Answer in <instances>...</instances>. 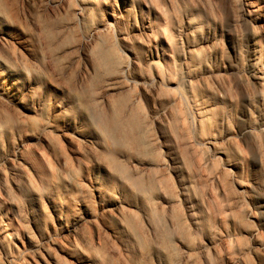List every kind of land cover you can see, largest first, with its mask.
Instances as JSON below:
<instances>
[{
  "label": "bare ground",
  "instance_id": "6f19581e",
  "mask_svg": "<svg viewBox=\"0 0 264 264\" xmlns=\"http://www.w3.org/2000/svg\"><path fill=\"white\" fill-rule=\"evenodd\" d=\"M225 1L232 48L222 44L224 17L209 0H0V143L9 147L0 164V214L9 230L0 225V264H173L171 246L180 251L175 264H198L182 237L201 227L205 208L183 180V157L166 130L171 119L190 157L202 159L200 174L209 169L203 175L222 187L230 176L246 205V179L253 177L264 207V0ZM238 16L249 27L245 70L229 72L231 57L236 67L241 60ZM174 64L182 71L178 82ZM114 67L117 76L90 99L91 84ZM162 97L166 106L142 124L141 100L151 108ZM170 178L179 182L174 201L167 198ZM79 186L95 210L75 202ZM222 205L214 206L225 223L230 212ZM244 216L256 220L250 209ZM41 217L48 235L30 244L27 259L9 252L8 235L29 243ZM248 235L253 246L241 262L253 251L264 255L258 231ZM229 242L212 236L201 251L229 253Z\"/></svg>",
  "mask_w": 264,
  "mask_h": 264
},
{
  "label": "rangeland",
  "instance_id": "374dc122",
  "mask_svg": "<svg viewBox=\"0 0 264 264\" xmlns=\"http://www.w3.org/2000/svg\"><path fill=\"white\" fill-rule=\"evenodd\" d=\"M158 1L160 4H162V2H163V0H158ZM209 3L214 5V7L216 8V11L220 12L221 15L224 17L222 24L224 26L223 30H224L226 39L224 37L222 38V44H224L225 47H226V44H228L229 48H232L236 34H235L233 27L231 25L232 14H231L229 8L227 7L226 1L225 0H209ZM188 7L191 9L192 5H190V6L188 5ZM238 23H239V33L241 36H243L241 43L239 44L240 45V58H241V60L239 62V65L236 67V64L233 62L234 59H233V57H231L232 60L229 63L230 64V71L229 72L234 71L236 68L239 71L245 70L244 53H245V49H246L245 45L247 44V42H246V39L244 38V36L246 33L249 32L248 31L249 27L246 24V22L242 18H240L239 16H238ZM129 29L130 28H126V30H129ZM175 36H176V33H173L172 37L175 38ZM112 40H113V37H112ZM113 42H114V40H113ZM122 57H123V59H127L126 54H123ZM58 65H59V67H61V69L58 68ZM61 65H62L61 63H57L56 64L57 67L55 66L56 67L55 70L57 71L58 74L62 73V70H63L62 66L63 65L62 66ZM107 71H109V72L107 73ZM107 71L102 72V74L99 78L100 80L98 79L97 82L91 84L92 85L91 89L88 92H90L89 98L92 99L93 101H97L96 99H98V94L100 93L101 87L110 78H113V76H115V75L117 76V73L115 72V71H117V67L111 68V70H107ZM173 71L175 73V78H176L177 82L180 81L182 78V71L179 68L178 64H174ZM147 74L150 78L152 77V73L150 71H148ZM226 78L228 79V81L231 85L235 84L234 75L228 73ZM67 81L64 82V85H66L65 88H67L68 90H72L71 88L73 87V81L72 80H71L72 82L70 80H67ZM69 82H70V84L68 85ZM238 88H239L238 92L240 93L241 96H243L242 89L240 87H238ZM131 94H133V92ZM130 95L127 96V100H126L127 102L131 100L132 95L131 96ZM162 98H160L159 101H156L154 103L156 105L151 104V108H148L145 104V101L141 100L138 111H139V116H141L140 120L142 121L141 122L142 124H149L152 117H153L154 111L156 112L157 110H160V109H162V107L166 106L167 99L165 97H162ZM143 116H144V119H143ZM173 122L174 121L172 119L169 120V123L166 125V130L168 131V133L170 135L174 134V135H171L172 138L174 137L172 139V145H173V150H174L173 152L177 155L180 162H182L181 159L183 160V162L181 163L182 167H183V171H184L183 180L191 186V193L190 194L192 196L191 198L193 199V201L195 200L196 202L201 204L203 208H205L201 227L198 230H194V231L191 230L190 232H187L188 234L185 232V234H187V235H184L182 237V242H184V245H186V247L192 252L195 259L196 260L198 259V261H199L198 264H228V263H231V264H243V263L259 264L260 262L264 263V255L261 256V254H259V253L255 254L254 251L249 253V255H247V257L243 260V262H241L238 259L239 258L238 256H240L242 251H245V250H247L253 246V241L249 238V235H248L251 231H253V229L257 230L259 233L257 242L258 243L259 242L264 243V207H263L262 199H261L262 191L256 186L254 178L253 177H247V179H246L247 186H248L249 192L251 194V201H252L251 204L246 205L242 199V195H239L240 193L235 192L236 190L232 186V183L230 181L231 180L230 176H227L225 178L226 184L224 182H222V185L224 186V187H222L218 182L215 183L214 181H209V179H207V176L205 177V175H203L204 173L207 174L209 169H207L208 170L207 173L201 172L202 174H200V171H202V170L199 171V169H201L200 168L202 165L201 163H203L202 159L198 158V159H200V161H199L198 159L195 160L194 158L190 157V153H188L189 147L185 143V141L182 138H180V136L177 135V133L175 132V127H174L175 125ZM168 125H169V127H168ZM152 133H154L155 135L150 134V136L151 137L155 136L154 138L156 139L157 138L156 133L155 132H152ZM175 141H176V143H175ZM243 141L247 145V147L249 148L250 145H249L248 139L244 138ZM183 147H186V148H183ZM111 149L114 151H117V152L128 153L134 157L135 156L139 157V158H146L147 157V156H143L142 154H136V151L132 147L128 148V147H116L115 146L114 148L112 147ZM155 149L157 151V148H155ZM183 150H185V151H183ZM8 151H9V147H8L7 143L4 141H1V143H0V164L4 160V156H5L4 152H8ZM201 151L203 153H205L206 150H205V148H201ZM248 151L250 153L251 163L255 164L256 163L255 153L253 152V150L251 148H249ZM62 152L66 156H68V154H69L68 151L66 150V148L65 149L62 148ZM183 153H185V154L187 153L186 156ZM158 157H159V155H158ZM158 157H156V158H158ZM181 157H183V158H181ZM156 158L154 157V159H156ZM188 158L191 160H189ZM184 161H186V162H184ZM51 166L54 169H56L58 167L57 163H55V161H51ZM195 166H197L199 169ZM197 169L199 172L197 171ZM170 180H171V182H170L171 186H170L169 191H167L168 195L167 194L166 195H167L168 199L170 198L171 200L173 199V201H174L176 198L175 196H177L176 191H177L179 182H178V180H175L174 178H170ZM74 182H75V184L77 183V181H74ZM76 191L77 192H74L75 202H78V204H81L82 206L83 205L90 206L95 210V206H94L85 186L77 187ZM209 191H211V193L213 195L212 198H214L213 200H215L216 204L212 199L210 200V198L208 197L207 193ZM157 196H158L157 191L152 192V194H150V193L146 194L145 203L149 202L150 198H156ZM217 204H218V206L221 204H224V205H222L223 208L225 206H229V208L226 209V210H228L226 212L227 213L230 212V213L226 214L228 217H226L227 219L224 220L225 223L219 221V216H218V212H217V209L219 207L217 206L218 207L217 208L216 206H214ZM206 208H208V209H206ZM220 208H222V207L220 206ZM229 209H231L232 211H230ZM249 209L254 212L256 220H248L245 217L246 215L244 216L245 212ZM35 210H37L36 206H35L34 211ZM231 213H233L234 215ZM230 215H232V216H230ZM68 217L70 218L71 216H68ZM38 220H39L38 235L32 234V236H30L31 240H29V243H27L28 240L26 238H24V236L22 238L19 237V241L16 242V241L12 240L10 235H8L7 245H8L9 252L22 254L24 257L30 255V253H29V246H31L30 244H32V245H35V243L38 244V242L40 241L41 238L48 235V228H47L45 220L43 219V217L39 218ZM7 221H8L7 218L4 215L0 214V225H1V227L6 226V229L9 232L8 227H7ZM16 221L21 222L20 217L16 218V220L12 222L13 226H15L14 224ZM212 236H219V237H223L226 239L230 238L231 248L229 250V253L225 252V250L224 251L220 250V252L215 253V254L211 253V252H202L201 248L205 244V240L209 237H212ZM237 237H239V238H237ZM231 239H233V240H231ZM171 248L170 247L168 248V253L170 252L169 253L170 258H168V261H169V263L175 264L179 260L180 251H178V249H176V247H174V250H173V246H171ZM178 252H179V254H178ZM173 255H175V257H173ZM171 258H172V260H171ZM170 260H171V262H170ZM149 264H151V263H149Z\"/></svg>",
  "mask_w": 264,
  "mask_h": 264
}]
</instances>
